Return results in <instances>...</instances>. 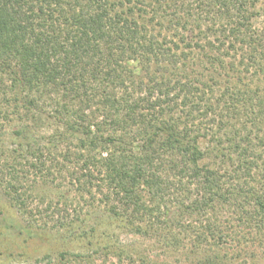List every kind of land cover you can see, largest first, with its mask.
I'll list each match as a JSON object with an SVG mask.
<instances>
[{
    "label": "trees",
    "instance_id": "obj_1",
    "mask_svg": "<svg viewBox=\"0 0 264 264\" xmlns=\"http://www.w3.org/2000/svg\"><path fill=\"white\" fill-rule=\"evenodd\" d=\"M0 119L8 199L75 263H132L118 232L195 264L264 248V0H0Z\"/></svg>",
    "mask_w": 264,
    "mask_h": 264
},
{
    "label": "rangeland",
    "instance_id": "obj_2",
    "mask_svg": "<svg viewBox=\"0 0 264 264\" xmlns=\"http://www.w3.org/2000/svg\"><path fill=\"white\" fill-rule=\"evenodd\" d=\"M12 125L13 123H10L4 129L0 128V135L3 140V143H0V154L1 150L7 149L8 155L6 156H10L11 151L15 148ZM1 159H5V156ZM29 171V165H26L24 174L20 172V180L25 189H31L32 186H35L36 179H34L33 172L30 173ZM3 184L0 174V264H78L72 260H75V254L81 252V245L77 243L68 244V242L58 239L59 237H56L52 230H39L37 225L41 222L34 224L35 226H30L29 219L24 218L8 199L2 187ZM75 210H79L78 205L69 207L68 214L70 216L75 215ZM59 211L61 215L55 210L56 215L53 216L55 220L59 215L67 216L65 212H62V209ZM53 226L54 223H50L49 229H52ZM117 234L110 243L112 247L133 250L135 254L132 263L123 257V264H195L196 257L190 254L166 251L154 241L120 232ZM251 251L254 252L255 259L250 257L239 258L234 261V264H264V248L254 246ZM66 252H70L71 255L64 257L63 254ZM231 255L233 254L230 253L229 256ZM94 259L95 264H119L118 258L113 256L108 259L103 257H94Z\"/></svg>",
    "mask_w": 264,
    "mask_h": 264
}]
</instances>
